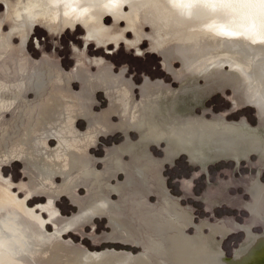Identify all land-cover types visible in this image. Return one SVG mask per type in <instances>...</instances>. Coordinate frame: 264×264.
I'll list each match as a JSON object with an SVG mask.
<instances>
[{"label": "rangeland", "instance_id": "374dc122", "mask_svg": "<svg viewBox=\"0 0 264 264\" xmlns=\"http://www.w3.org/2000/svg\"><path fill=\"white\" fill-rule=\"evenodd\" d=\"M4 25L0 264L264 251V42L244 10L0 0ZM181 155L196 170L177 182Z\"/></svg>", "mask_w": 264, "mask_h": 264}, {"label": "snow or ice", "instance_id": "6c2138e0", "mask_svg": "<svg viewBox=\"0 0 264 264\" xmlns=\"http://www.w3.org/2000/svg\"><path fill=\"white\" fill-rule=\"evenodd\" d=\"M60 2L75 3L76 0H60ZM107 2L110 5H118L119 3L122 2V0H107ZM169 2L177 7H182L185 5H193V4H208V5L219 4V5L230 6L238 9H244L249 6L264 5V0H169ZM109 22H110V18L105 21V23H109ZM261 25L262 27H264V19L261 20ZM0 28H2L3 31L5 32L8 31L6 25L0 26ZM227 35H234V33L229 32L227 33ZM89 39H92V37H89ZM37 47H38V42H37ZM131 47L134 48L135 46L131 45ZM142 47H146V45H142ZM108 48H109L108 59L113 60L117 65V67H119V65L122 64L125 60L131 61L132 59L131 56H127V57L123 56V45L120 46L121 51L116 53L115 56L111 54V49H112L111 44L108 45ZM136 55L142 56L144 55V53L137 52ZM118 57L121 59L117 60ZM225 107L227 106L225 105ZM155 152L157 157L162 156V153H160L158 150H155ZM189 163H191V161H188L184 155H181L179 156V158L175 159L176 167L173 169V171L175 172V178L177 182H179L181 177L185 178L186 181L192 178V172H194L196 169L188 167Z\"/></svg>", "mask_w": 264, "mask_h": 264}, {"label": "clouds", "instance_id": "9594fccd", "mask_svg": "<svg viewBox=\"0 0 264 264\" xmlns=\"http://www.w3.org/2000/svg\"><path fill=\"white\" fill-rule=\"evenodd\" d=\"M23 7L29 8L28 6H23ZM242 10H244L247 18L250 21L248 30L254 32L257 26H259L262 29V31L260 32V38L262 41H264V27H262L261 25V20L264 19V5L249 6ZM16 14L17 16H19V12H17Z\"/></svg>", "mask_w": 264, "mask_h": 264}, {"label": "bare ground", "instance_id": "6f19581e", "mask_svg": "<svg viewBox=\"0 0 264 264\" xmlns=\"http://www.w3.org/2000/svg\"><path fill=\"white\" fill-rule=\"evenodd\" d=\"M197 85V84H196ZM206 85V84H205ZM185 87V86H184ZM218 89V88H217ZM190 93V92H189ZM198 93V92H197ZM199 96V95H198ZM183 97V96H182ZM185 98V97H184ZM194 103V102H193ZM191 105V104H190ZM55 110V109H54ZM56 111V110H55ZM58 111H56L57 113ZM191 113V112H190ZM61 116V115H60ZM49 117V116H48ZM47 118V117H46ZM55 120H58V119H55ZM54 121V120H52ZM59 121V120H58ZM50 123V122H49ZM51 124V123H50ZM186 133V132H185ZM194 133V132H193ZM192 134V133H191ZM190 134V135H191ZM195 134V133H194ZM196 135V134H195ZM202 135V134H200ZM183 139V138H182ZM187 139V137H186ZM192 139V138H191ZM190 141V140H189ZM195 142V141H194ZM192 143V142H191ZM210 145V144H209ZM187 147V146H186ZM196 147V146H195ZM204 147V146H203ZM188 148V147H187ZM190 148V147H189ZM211 148V147H210ZM211 151V150H210ZM257 192H260V191H257ZM253 235V234H252ZM263 237V236H262ZM179 241V240H178ZM189 241V240H188ZM181 244V243H180ZM192 245V244H191ZM264 244L260 245V247H262ZM173 247V246H172ZM208 250V249H207ZM175 253V252H174ZM176 255V254H175ZM174 258V257H173ZM176 258V257H175ZM263 259H264V251L262 252H257V253H254L253 255H250V256H247L246 257V264H262L263 262ZM222 260V259H221ZM176 261V259H175ZM216 262V261H215ZM223 262L224 264H232V263H235L234 261H231L230 262V259H227V257H225V259L223 258ZM177 264V263H176ZM237 264V263H236Z\"/></svg>", "mask_w": 264, "mask_h": 264}]
</instances>
